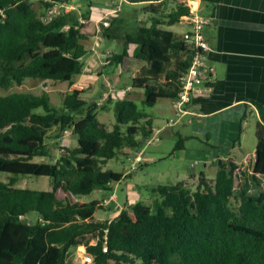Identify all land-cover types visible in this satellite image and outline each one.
I'll list each match as a JSON object with an SVG mask.
<instances>
[{
  "label": "trees",
  "instance_id": "16d2710c",
  "mask_svg": "<svg viewBox=\"0 0 264 264\" xmlns=\"http://www.w3.org/2000/svg\"><path fill=\"white\" fill-rule=\"evenodd\" d=\"M71 1L0 0V89L21 86L25 79L73 85L88 54L84 43L99 34L121 46L108 65L124 70L128 60L145 64L131 79L127 96L142 90L140 101L147 108L178 98L196 50L183 38L188 30L176 35L166 28L191 16L188 2L197 0H183L167 12L163 0L135 6L131 10L147 19L124 33L119 30L124 19L99 29L89 11L61 9L48 17L55 6ZM198 1L210 8L220 0ZM82 94L70 90L57 94V101L47 91L0 96V172L12 176L0 182V264H264L263 126H256L249 191L246 185L235 196V180L245 172L233 161L220 162L212 179L200 174L160 185L150 205L137 202L110 221H98L94 213L102 209L100 202L78 198L109 192L119 183L122 174L104 166L124 149H141L154 125L123 97L112 105L109 129L97 117L106 105H88ZM67 132L75 147L59 146ZM185 140L180 138L173 151ZM50 143L58 147L57 155L33 162L47 155ZM30 176L47 178L50 189L16 187L20 177ZM30 215L33 224L24 221ZM79 247L88 261L71 257Z\"/></svg>",
  "mask_w": 264,
  "mask_h": 264
},
{
  "label": "crops",
  "instance_id": "0c3cea01",
  "mask_svg": "<svg viewBox=\"0 0 264 264\" xmlns=\"http://www.w3.org/2000/svg\"><path fill=\"white\" fill-rule=\"evenodd\" d=\"M157 1L118 0L117 4L123 2L132 9L135 6ZM163 1L164 5L167 2H173L176 6L183 0ZM68 5L71 7L68 11L78 14L87 11L86 9L82 11L76 0H72ZM202 5L198 0L188 2L191 16L207 22L203 29V35L209 45L206 64L214 70L210 76L209 86L211 85V88L209 87L202 96L191 99L183 107L184 112L179 115L173 109L172 101H165L166 108L154 112L155 116L159 118L158 120H162V126L154 125L155 138L153 141L144 144L141 149L137 150L143 152L142 165L136 173L128 174L125 171L128 165L127 159L133 155L128 153V149L121 152L120 159L125 171L120 173L122 179L119 183L111 186L109 192H105L106 194L101 199L94 200L100 202L102 209L99 210L107 215V217H94L98 221H110L122 210L129 209L137 202L145 200L147 203H143L150 205L158 198L152 199L145 195L141 191V183L135 180L137 173L149 161L166 162L168 159H173L181 162L182 168L187 172L181 174V177L176 175L173 184L189 181L191 177L197 178L200 174L212 179L220 162L227 164L229 161H233L239 165L242 171L251 174L258 143L256 126L260 124L264 127V0H220L210 8L204 5V13L200 14ZM112 6L115 7L114 4ZM172 8L174 7L169 9ZM89 16L96 23L101 19V17H94L90 14ZM106 23L109 25L108 22ZM179 24L186 27L183 21ZM99 26L100 29L108 27L100 23ZM103 41L105 39L96 45V39L93 38L84 43L88 54L81 61L82 69L80 74L75 77L73 85L77 84V81L90 77L93 78L91 84L94 82L99 84L101 78L118 83L119 85L116 83L113 85L117 86L113 93L118 94H102L105 90L103 84H101L103 88L100 87L101 92L96 99L93 96L85 98L82 94L88 105H92L103 97L110 99V103H105L106 99L103 102V105H106V111L115 101L123 98L124 95H130L127 94L130 91L129 82L136 74L144 70L145 64L128 60V65L124 70L120 65H104L103 57L106 52H110V54L118 52L102 48ZM124 73H127L128 76L124 77ZM98 111L100 110L98 109ZM249 119L253 121V135L256 139V143L251 146V149H248L244 143L245 126H248ZM167 121H173V124L168 125ZM166 137L169 138L172 145L168 155L164 156L161 155L162 151L157 147ZM180 138L186 139L182 148L173 151ZM69 139L72 144L66 143ZM62 141L64 142L63 147L76 146V140L70 132L65 133L59 143ZM151 145L154 147L150 150L152 155L146 157L144 153ZM211 146L218 147V149H212ZM198 167L199 171H197ZM158 186H160L159 181L152 188L154 193Z\"/></svg>",
  "mask_w": 264,
  "mask_h": 264
},
{
  "label": "rangeland",
  "instance_id": "374dc122",
  "mask_svg": "<svg viewBox=\"0 0 264 264\" xmlns=\"http://www.w3.org/2000/svg\"><path fill=\"white\" fill-rule=\"evenodd\" d=\"M37 2V0H35ZM76 3L81 6V10L84 11L85 9L90 12V15L94 17H101V19L98 21V23H103L102 21L105 20V22H112L114 19H124L125 22V27H121L119 30L124 33V32H131L137 25H141V22L146 21L147 17L139 12H134L129 8L125 3H118V0H76ZM118 8L117 11H114V13H110L113 11V5ZM166 8H163L165 12L171 10L169 9L170 7H175L173 2H167V4L163 5ZM86 11V12H87ZM204 5H202L200 9V14H203L204 12ZM84 12V13H86ZM109 14V15H107ZM136 16V17H135ZM148 23L146 24V26ZM108 26V25H107ZM100 29V26H99ZM167 30L173 32L176 35H182L184 31H187V27L181 24H175L174 26L167 27ZM87 44V43H86ZM120 43L117 42L116 40H105L101 43V47L104 49H109L111 51H114L115 53L120 51L121 46L119 45ZM96 48V47H95ZM109 53V52H106ZM107 74V73H105ZM124 77L128 76L127 73L123 74ZM109 78V76H108ZM93 78H86L82 79L80 81H77L78 83L75 85H67L65 83H61L58 85H53L51 83H43V82H38L33 79H25L21 86H14L10 88L9 90H3L0 89V96L6 95L8 93H32L34 95H39L41 91H47L51 93L52 99L57 101V94H63V93H68L70 90H83V94L85 98H89L90 96H93L95 99L98 97V94L101 88H103V85H105V90L102 92V94H118V93H113V90L117 89V86H113L116 82L112 83V81L109 82V80L101 78L99 84H96L95 82L93 84L92 80ZM131 81V80H130ZM103 84V85H101ZM111 84V85H110ZM118 84V83H116ZM130 84V82H129ZM80 85L83 87L80 89ZM119 85V84H118ZM101 87V88H100ZM123 97L125 98H130L132 99L137 106L139 107L140 110H143L147 115L152 117L153 125H158L162 126V120H158L154 114V112L161 110H164L166 108V103L165 101H159L155 107L153 108H147L144 107L141 104L140 99L143 98V91L142 90H135V93L131 96L124 95ZM102 99V98H101ZM104 102V101H103ZM101 102V104H103ZM111 107H108L109 109L106 111H98L97 117L100 122L104 123L109 129H111L112 125L114 124V118L113 114L111 111ZM245 132L246 134L244 135V143L245 146L248 149H251V146L256 143V139L253 135V121L252 119H249L248 126H245ZM69 135V134H68ZM67 135V136H68ZM167 136V135H166ZM67 138V137H66ZM73 138V137H72ZM65 140V139H64ZM66 143L72 144L71 140L69 139L68 142ZM161 143V144H160ZM157 148L162 151L161 155H168V153L171 150V142H169V138L166 137L165 140L161 141ZM151 144V143H150ZM156 144V143H155ZM64 145V142H60L59 146L61 147ZM58 147L54 145V143H50L49 145V150L47 152V155L45 154L42 157L35 158L33 162L35 161H44L47 162L49 158L47 157L48 155L52 157H55L57 155V149ZM154 147L153 145L147 147V150L145 151L144 155L146 157H150L152 154L150 150H152ZM128 153H131L132 155H135L137 150H127ZM121 156H118V158L111 159L107 162L106 166H104V170H111L114 172H125L123 170V164L121 161ZM149 161V160H148ZM253 162V160H252ZM129 165V163H128ZM127 165V168H128ZM200 168H197V171H199ZM137 172V171H136ZM135 172V173H136ZM187 171L186 169L182 168V164L179 161L173 160V159H168L166 162H152L149 161L147 164L142 168L140 172L137 173V176L135 177V180H137L139 183H141L142 188L141 191L145 193V195L149 196L152 199H155L158 197L157 194H155L152 191V188L156 185L157 181H159V185H170L173 184L176 180V175L178 177H181V174H185ZM245 176L244 177H238L235 180V191L234 195L237 196L240 194L242 189L247 185L248 191L252 189V183L250 182V175L247 171H244ZM180 173V174H179ZM214 175V174H213ZM12 177L11 175H8L6 173L0 172V182H5L8 181V178ZM50 184L47 178L44 177H35V176H30L28 178H21L18 179L16 183V187H21V188H29L33 190H49L50 189ZM254 193V191H253ZM105 192L102 191H93L92 193L88 195H84L78 198V201L82 203H90L96 199H101ZM252 194V193H251ZM142 203H147L145 200L141 201ZM134 203V202H133ZM231 205L233 207L236 206L235 200H231ZM101 216L107 217L106 213H102L100 210H96L94 213V217L100 218ZM25 222H28L30 224H33L35 221V216L30 215L24 219ZM71 257L74 258L76 261H79L82 263L85 261L86 254H85V249L83 247H79L76 250H74L71 253Z\"/></svg>",
  "mask_w": 264,
  "mask_h": 264
},
{
  "label": "built area",
  "instance_id": "2783aa9c",
  "mask_svg": "<svg viewBox=\"0 0 264 264\" xmlns=\"http://www.w3.org/2000/svg\"><path fill=\"white\" fill-rule=\"evenodd\" d=\"M64 9L65 12L71 9L69 5H59L55 6L53 9L49 11V16L56 14ZM117 7H113V11L109 12L114 13L117 11ZM107 14V15H109ZM103 26H107L105 21H102ZM184 24L188 27V31L183 34V38L192 43L196 53L192 59V62L183 75L181 82L182 86L178 93V98L172 102V107L179 115V113H183V107L188 104L191 99L196 97H200L208 91V86L210 84V76L213 73V68L206 64V53L209 50V45L206 42L204 35H203V27L207 23L205 20L196 18L193 16H189L183 19ZM95 44L98 45L101 42V37L98 34L96 37ZM111 60V54L105 53L103 57V64L108 65ZM83 87L80 85V89ZM106 97H103L101 100L96 102V105H101V102L105 101ZM168 125H172L173 121L167 122ZM155 138V134L151 137V139L147 142L153 141ZM129 165L126 170L128 174L136 172L143 163V152L137 151L135 155L132 157H128L127 159ZM85 261H88V258H85ZM84 262V261H83Z\"/></svg>",
  "mask_w": 264,
  "mask_h": 264
},
{
  "label": "clouds",
  "instance_id": "9594fccd",
  "mask_svg": "<svg viewBox=\"0 0 264 264\" xmlns=\"http://www.w3.org/2000/svg\"><path fill=\"white\" fill-rule=\"evenodd\" d=\"M100 24H102V23H100ZM103 25V24H102ZM97 102V101H96Z\"/></svg>",
  "mask_w": 264,
  "mask_h": 264
}]
</instances>
